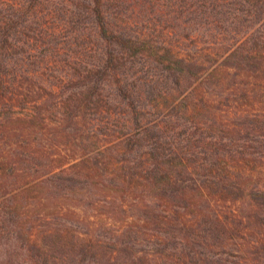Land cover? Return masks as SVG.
I'll use <instances>...</instances> for the list:
<instances>
[{
  "label": "trees",
  "instance_id": "trees-1",
  "mask_svg": "<svg viewBox=\"0 0 264 264\" xmlns=\"http://www.w3.org/2000/svg\"><path fill=\"white\" fill-rule=\"evenodd\" d=\"M63 30L80 56L43 80L49 58L33 42ZM119 111L120 128L98 130L113 147L92 154L90 116ZM254 171L264 174V0H0L5 257L47 264L53 238L76 264H213L233 247L241 261L227 264H264ZM88 186L111 222L87 223L85 239L69 209L50 208ZM30 217L43 227L24 241ZM143 234L157 247L139 250Z\"/></svg>",
  "mask_w": 264,
  "mask_h": 264
},
{
  "label": "rangeland",
  "instance_id": "rangeland-1",
  "mask_svg": "<svg viewBox=\"0 0 264 264\" xmlns=\"http://www.w3.org/2000/svg\"><path fill=\"white\" fill-rule=\"evenodd\" d=\"M68 32H69L68 30L67 31L63 30L59 34L58 38H53V37H50L49 35H43V36H41L43 38L37 39V42H35V43L33 42L34 47L37 48V52H35V53L36 54L38 53L40 55H44L47 58H49L48 67H46V66L44 67L45 71L44 72L38 71L40 74V78H42L43 80H45V78H46V75H44L45 72H46V74H52V73L56 74L57 70L67 69L66 66L71 64V62L68 63V61H66L65 58L70 57V55H74L75 53H76L75 54L76 56L77 55L80 56V47H79V45H77L78 42L76 44H74V41L72 39H70V37L68 36ZM41 39H42V41H41ZM256 107L257 106H255L254 109L249 111L250 115H252L254 113H259V112H256V109H257ZM167 110H168V108L164 109L163 113L167 112ZM232 113L233 112H229L228 115H231ZM165 114H168V113H165ZM242 114H245V113H242ZM187 116L192 117L191 115H187ZM203 116L201 118H203ZM90 118L92 120H94V121H91V123H93L94 125L93 126L90 125L89 124L90 121H89L87 128H90L91 126L93 127V129H91L93 131L90 130L91 131L90 135H91V139L95 141V144L90 149L88 148V150L90 152H92V154H94V155H99L100 152H105V151H107L113 147V145H111L113 143L112 142L113 138H112V136L111 137L106 136V135L103 136V132L101 133V131H98V130L103 129L106 132H110L111 123L114 121L119 125V128H120V126H122V124H123L124 119H122L121 111H119V114L115 117V119H112V120L111 119L108 120L106 118L105 114L94 115L92 113ZM232 118H230V119L223 118L222 121H224L223 123H228L227 124L228 126H232L233 125ZM197 120H199V119H195L194 121H197ZM96 124L99 127H97ZM193 124H194V122H193ZM197 124H198V126H201V124L198 121H197ZM88 132L89 131L84 132V135ZM106 147H108L107 150L105 149ZM106 159L107 158H105L103 160H106ZM113 167H114V164L105 165V168L109 169V170H111ZM248 177L260 178V179H263L261 181H264V174H262V173L257 174V171L252 172L251 175H249ZM261 184H263V182ZM93 191L94 190L92 188H90V186L85 187L81 190H75L74 193H73V191L72 192L69 191L68 194H65V197H62V200L56 199L54 201V203L51 204V205H53L50 208V210H52V211H56L57 209H59L60 211L63 212V210H64V212L67 213V210L69 209V212H71V213L68 212V216L74 218L75 221L73 222V224L74 223L77 224V232L76 233H77V236L80 235V238L88 239L86 237V235L84 236V233L86 232V229H87V227H86L87 223H89V222L96 223V221H97V224L101 223V224L105 225V224H109L111 222L109 220L105 221V219H107V218L104 215L96 216V207L91 206V204L97 198L102 199V197L100 196V193L98 190L95 191V194ZM29 197H30V194L26 199H28ZM31 200H32V198L30 197V199H28L27 201L33 202ZM19 202L22 203L21 200H19ZM24 204H23L24 207H22V208H26V203L24 202ZM102 210L106 211V208H103ZM72 212H73V214H72ZM31 218L32 217H30L28 219V221L26 222V225L24 223V231L25 232L22 233V237H23L24 241H27L29 239L30 234H32V232H35L37 230L36 227H39V228L43 227L42 221L32 220ZM53 221L58 222L56 224V227L61 222H66L63 219L62 220L57 219V220H53ZM35 225H36V227H35ZM44 225H45V223H44ZM53 226H55V225H53ZM28 227L30 229H28ZM26 230H29V231L26 232ZM87 233H88V235H94L93 233H90L89 231ZM2 237L5 238V235ZM101 238H102V240H105L103 238H106V240H111V239H113V234L107 233V234H105L104 237H101ZM145 238H147L150 241H148L147 244H143V246L140 247L139 250L140 249L148 250L151 248L154 249L157 247V245L154 246L155 238L152 239V237H150V236H146L144 234L141 235V239H145ZM39 239H41V236L39 237ZM158 239L161 240L160 237H158ZM62 243H65V242H62ZM46 244H47V246H45V250L42 251V256H44V258H45V256H46V258L48 256L47 264H76L77 259H75L76 260V262H75L73 260L74 259L73 257H67L66 256V257L61 258V256L65 254V251L61 246H59L58 242H54L53 238H46ZM139 246L140 245H138L137 248ZM1 248H0V264H36V263L32 262V260L30 258L31 254H27L25 256L24 252H18V253H14V255H8L7 257H5V255L3 254V248L2 249ZM169 254H173V253H169ZM225 254H223L221 256L216 255L215 259H217V262L213 263V264H227V263H233V262H236L239 260L241 261V259H239V257H236L239 255L234 251V247H233V249H229L228 253L226 255ZM106 256H108V254ZM109 257H111V256H109ZM117 259H118L119 263L123 262V261H121L122 258L118 257ZM226 259H227V263L225 262ZM100 262H103L102 264H104V262H107V258L104 257L102 259V261L100 259ZM146 264H152V263L147 262ZM158 264H161V263H158ZM166 264H173V263H169L167 261Z\"/></svg>",
  "mask_w": 264,
  "mask_h": 264
}]
</instances>
